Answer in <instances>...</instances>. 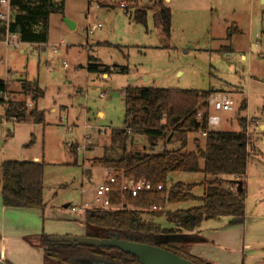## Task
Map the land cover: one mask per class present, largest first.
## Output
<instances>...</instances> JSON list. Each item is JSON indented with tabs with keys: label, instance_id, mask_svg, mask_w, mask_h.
Instances as JSON below:
<instances>
[{
	"label": "rangeland",
	"instance_id": "rangeland-1",
	"mask_svg": "<svg viewBox=\"0 0 264 264\" xmlns=\"http://www.w3.org/2000/svg\"><path fill=\"white\" fill-rule=\"evenodd\" d=\"M53 2L62 3V12L49 18L46 48L20 43L19 49L24 50L20 53L16 47H7L4 40L0 41V78L12 75L13 79H35L45 92L44 98L36 104L41 124L29 122L19 127L34 135L33 145L27 147L31 137L27 144H22L24 139L18 137L17 143L8 145L14 149L19 146L22 154H30L27 159L33 160L31 162L45 165L42 229L48 239L86 237L83 215L72 213L65 206H80L90 200L94 190L105 181L106 169L93 167L92 160L121 155V145L110 148L114 145L111 133L124 128L127 89L234 93L241 88L245 99H250V108L249 112L242 113L240 107L244 98L234 95L237 111L249 120L261 119L264 42L255 46L257 35L264 32V4L260 0H165V6L172 12L168 38L156 28L153 12L148 13L146 26L134 21L135 10L150 6V0ZM121 3L126 5L124 9ZM66 21L74 24V30ZM95 24H101L102 29L88 36V28ZM236 28L241 34H234ZM56 48L57 53H54ZM227 48L230 56L224 52ZM242 55L246 56L245 61ZM89 63L109 68V77L90 72ZM122 68L127 72L122 73ZM101 94H105L106 99H102ZM99 113L104 116L99 117ZM219 115L224 124L218 131H240L235 121L232 125L225 122L232 119L231 114ZM6 129L14 132V125L0 126V150L4 144L2 133ZM195 139L203 147L201 134H192L188 136V152H196ZM152 143L144 136L132 135L124 147L135 153L150 149ZM179 146L174 138L166 148ZM164 147L165 141H159L155 151ZM87 171L92 172L90 180ZM204 180L201 173H181L174 174L171 183L189 185ZM193 194L200 198L203 189L197 187ZM200 205L201 202L174 204L168 205L166 210H187ZM143 217L163 228L170 227L163 219Z\"/></svg>",
	"mask_w": 264,
	"mask_h": 264
},
{
	"label": "trees",
	"instance_id": "trees-1",
	"mask_svg": "<svg viewBox=\"0 0 264 264\" xmlns=\"http://www.w3.org/2000/svg\"><path fill=\"white\" fill-rule=\"evenodd\" d=\"M150 2V6L135 10L134 21L146 26L148 13L153 12L156 28L163 36L170 37L171 10L165 6V0ZM11 10L9 32L17 34L21 43L40 45L48 43L49 18L62 12V3L57 5L53 0H11ZM6 33V26L0 22V41L4 40ZM88 70L102 74L110 71L107 67L91 64ZM120 71L126 73L127 69ZM6 89L7 84L0 80V92ZM24 91L33 96L35 102L42 94L35 83H27ZM212 93L145 87L126 90L124 128L111 133L114 145L110 148L121 145V155H106L92 160L91 164L93 167L112 169L128 180H145L156 187L161 185L163 189L141 194L137 198L114 194L111 197L112 209L90 210L83 214L86 237L110 240L117 235L122 241L159 247L194 264H208L186 252L187 239L211 220L231 218V224L244 222V178L252 144L245 135L246 119H240V132H211L204 138L203 147L195 139L196 152L187 151L188 136L201 134L207 129L211 114L207 101ZM245 109L244 100L240 110ZM31 118H40L37 109L29 111L25 102L13 101L5 116L8 122H25ZM132 135L148 138L153 142L151 148L129 152L124 146ZM174 138L180 146L167 149L166 145L172 144ZM159 141H165V147L156 152ZM32 145L33 140L28 147ZM44 169V163L8 161L2 164L0 187L4 206L44 209ZM181 173H201L205 180L200 184H172L173 175ZM197 187L203 189L200 198L193 194ZM189 202H201V205L187 210H166L168 205ZM143 215L163 219L170 227L163 228ZM41 244L45 249V264H140L135 257L117 249L57 245L45 235Z\"/></svg>",
	"mask_w": 264,
	"mask_h": 264
},
{
	"label": "crops",
	"instance_id": "crops-1",
	"mask_svg": "<svg viewBox=\"0 0 264 264\" xmlns=\"http://www.w3.org/2000/svg\"><path fill=\"white\" fill-rule=\"evenodd\" d=\"M260 1L264 4V0ZM232 34L233 33H231L230 36ZM234 34H241V32L236 28ZM24 44L36 46L35 44ZM16 49H18L20 53H24L23 49H19V47H16ZM263 51L261 53H264ZM224 52L227 53V56H230L229 48L225 49ZM241 58L243 61L246 60L245 55H242ZM7 74H9L8 71ZM103 75L104 78L109 77L108 74ZM7 78L8 76L4 78L1 77L0 80L7 81L8 91L12 95L13 102H25L29 111L37 109L36 104H38V101L44 98L45 95L39 81L35 79L28 80L26 77L13 79L12 75L8 80ZM27 83H35L38 85L42 93L38 101L35 102L33 96L25 93L24 90ZM233 94L241 96L244 98L242 101H246V109L242 110V113L249 112L250 99H245L246 94L244 90L239 88ZM247 96L249 98V93ZM100 115H102V117L104 116L102 113H99V117ZM231 115L232 119L225 121L227 124L230 123V125H232L234 121L239 125L238 120L240 119L249 120L247 118L248 116L241 115V112H238L236 107ZM256 120L259 122V127L253 133V142L249 147L250 157L244 178V190L246 193L244 222L242 224H231V218L211 220L205 222L194 235L187 239L186 252L191 257L205 263L264 264V109L261 119ZM29 122H32L34 125L41 124V114L40 118H31L25 122H8L3 119L0 114V126L6 128L8 124L14 125V132L6 129L2 133L4 144L0 150V166L8 161H33L27 159L30 154H22V151L19 150V146L16 147L17 149L9 146L11 143H17L18 137L24 139L22 144H27L26 142L30 137L31 140H34V135H30L29 131L19 130L22 124ZM223 122L222 119L221 127L224 124ZM221 132L229 131L221 130ZM18 134L22 135L20 136ZM257 142L259 143L258 147L256 146ZM17 158L26 159L18 161ZM0 175L1 181V171ZM86 176L88 179L89 177L91 179L92 172L90 171ZM69 206V204L66 205L65 209L69 208ZM43 210L44 209L6 208L3 204L0 187V259L7 264H45V249L41 244L42 236L45 234L44 229H42L45 222Z\"/></svg>",
	"mask_w": 264,
	"mask_h": 264
},
{
	"label": "built area",
	"instance_id": "built-area-1",
	"mask_svg": "<svg viewBox=\"0 0 264 264\" xmlns=\"http://www.w3.org/2000/svg\"><path fill=\"white\" fill-rule=\"evenodd\" d=\"M120 7L124 9L126 5L124 3H121ZM11 11V0H0V22L3 23L7 29V33L4 39L5 45L7 47H19V44L21 42L18 35L9 32L12 14ZM101 29V24H95L88 28L87 35L91 36ZM262 34L257 35L255 46H260L264 42V37L262 36ZM39 47L44 49L47 47V43L40 44ZM54 53H57V48L54 50ZM64 67L66 68L67 65L64 64ZM9 78H7V80ZM4 82L7 84V81ZM101 98L106 99V95L101 94ZM12 101L13 98L8 89L0 92V114L2 115L3 119H5L6 111ZM207 105L211 114L209 115L207 120V129L201 133V136L203 138H205L211 132L218 131V128H220L222 125V118L219 114L233 113L235 110L236 102L233 93L217 91L213 92L209 96ZM258 127L259 122L257 120H247L245 135L250 138L251 142L253 133L258 129ZM106 172L107 177L105 181L94 190V195L90 200L84 201V203H82L80 206H69L72 213L83 215L90 210H110L112 209L111 197L116 193L127 194L132 198H137L141 194L160 192L163 189L161 185L156 187L145 180L139 182L128 180L123 174H117L112 169H106ZM85 193L86 192L83 191V194ZM154 210H156V208H154Z\"/></svg>",
	"mask_w": 264,
	"mask_h": 264
},
{
	"label": "water",
	"instance_id": "water-1",
	"mask_svg": "<svg viewBox=\"0 0 264 264\" xmlns=\"http://www.w3.org/2000/svg\"><path fill=\"white\" fill-rule=\"evenodd\" d=\"M66 24L71 30H74V24L69 21H66ZM89 172L90 171H87L86 174H88ZM88 180H90V177ZM239 190H241V187L239 188ZM49 241L53 244L66 245L71 247L117 249L125 254L135 257L140 264H194L192 261L182 259L179 256L159 247L122 241L117 235L110 240L65 236L52 237L49 239ZM0 264L7 263L0 259Z\"/></svg>",
	"mask_w": 264,
	"mask_h": 264
}]
</instances>
